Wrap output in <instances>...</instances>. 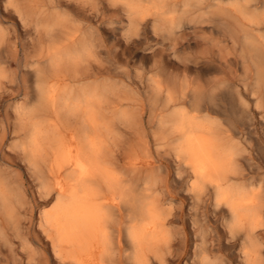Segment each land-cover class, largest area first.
<instances>
[{
    "label": "rangeland",
    "instance_id": "1",
    "mask_svg": "<svg viewBox=\"0 0 264 264\" xmlns=\"http://www.w3.org/2000/svg\"><path fill=\"white\" fill-rule=\"evenodd\" d=\"M232 1L205 0L207 4L220 3L221 8L214 6L216 11L214 7L208 8L213 10L207 13L209 16L195 13L184 17L174 34L167 24L156 21L152 15L146 25L135 29L121 4L110 0H0V168L11 176L17 192L26 198L17 207L15 228H18L6 234L10 241L0 235V264H66L56 257L43 230V212L51 205L43 206L44 196L39 194L25 159L17 154V144L21 141L18 135L23 110L39 102L36 88L43 61L51 52L73 42L64 35L67 29L73 32L80 29L78 38H86L93 47L83 68L86 72L73 69L70 85L77 87L84 83L108 88L107 103L142 117L144 129L141 132L137 129V133L128 130L125 141L130 150L133 144H140L144 166L139 176L130 170L128 178L135 185L139 183L147 191L144 194L152 193L171 221L167 220L166 225L171 246H166L159 258L153 256L152 264H198V261L199 264H249L243 253L244 239L239 235L229 236L228 215L224 207L215 208L214 192L205 188L201 195L193 193L198 192L190 185L195 176L166 140H157L156 124L150 122L151 118L174 110V106L165 104L169 88L175 95L191 89L198 95L202 93L201 107L216 120L218 134L237 145L234 164L238 175L234 181L259 189L264 201V85L260 88L257 83L258 68L264 74V52L259 54L252 46L256 39L264 37V19L255 24L242 15L236 21L230 19L226 10ZM234 2L239 5L246 2V8L259 15L264 12V0ZM220 19L229 20L232 29ZM151 77L164 81L163 90H158ZM129 161L126 157L122 164L128 166ZM4 228H7L5 222ZM261 232L264 245V226Z\"/></svg>",
    "mask_w": 264,
    "mask_h": 264
},
{
    "label": "bare ground",
    "instance_id": "2",
    "mask_svg": "<svg viewBox=\"0 0 264 264\" xmlns=\"http://www.w3.org/2000/svg\"><path fill=\"white\" fill-rule=\"evenodd\" d=\"M110 1L121 4L130 18L128 21H131L135 29L148 22V17L152 15L156 21L167 24L174 34H177L176 29L181 26L184 17L195 13H200L203 17L213 11L208 8H221L220 3L207 4L205 0ZM235 2L233 0L229 3L226 10L230 19L236 21L242 15L254 24L264 19V12L259 15L252 12L254 10L249 11L246 2L241 5ZM220 21L228 29H232L229 20ZM78 30L80 31L76 29L73 32L67 29L64 35L73 42L51 52V56L43 61L40 72L34 68L40 73L36 88L39 90V102L23 110L21 132L18 135L21 141L17 144V154L25 159L39 194L44 196L43 206L46 208L51 205L43 212L42 227L56 257L66 264H152L154 257L159 258L162 250L171 246L170 232L166 229L167 220L171 221L165 217L160 202L152 198V193L144 194L147 191L144 192L145 189L142 190L139 183L135 185L128 178L130 170L139 176L144 166L140 144H133L130 150L125 141L128 130L137 133L144 129L142 117L118 105L107 103L110 92L108 88L84 83L77 87L70 85L73 69L84 74L86 71L83 68L93 53L88 40L76 35ZM259 39L252 46L261 54L264 52V37ZM258 70L257 83L260 87L264 85V74L261 68ZM157 78L151 77V80L158 90H163L164 81ZM200 95L195 89L175 95L169 88L167 97L164 98L165 104L174 106V110L157 116L156 119L151 118L150 122L154 121L153 124H156L154 136L157 140H166L183 160L184 166L195 176V183L192 180L190 185L198 192L193 193L200 194L205 188L214 192L215 208L224 207L228 215V224H225L231 232L229 236L234 234L244 239L243 253L248 263L264 264V245L261 240V228L264 226L262 193L259 189L234 181L238 175L234 164L237 145L218 134V124L201 107ZM177 106L183 109H176ZM141 135L138 137L142 140ZM126 157L130 159L128 166L122 164ZM161 172L163 173L162 170ZM181 176L182 174L179 175ZM25 199L22 192H17L11 176L0 168V235L2 233L6 236L8 231L13 232L18 228H15L17 207L23 205ZM168 215L169 213L166 216ZM4 222L7 228H4ZM8 241L10 240L7 238Z\"/></svg>",
    "mask_w": 264,
    "mask_h": 264
}]
</instances>
